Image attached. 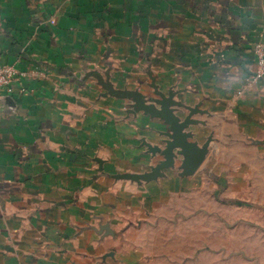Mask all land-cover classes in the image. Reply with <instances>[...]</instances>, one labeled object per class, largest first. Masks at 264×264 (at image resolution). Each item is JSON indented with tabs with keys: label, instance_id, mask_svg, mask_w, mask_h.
Segmentation results:
<instances>
[{
	"label": "crops",
	"instance_id": "crops-1",
	"mask_svg": "<svg viewBox=\"0 0 264 264\" xmlns=\"http://www.w3.org/2000/svg\"><path fill=\"white\" fill-rule=\"evenodd\" d=\"M261 46L264 0H0V264H159L261 199Z\"/></svg>",
	"mask_w": 264,
	"mask_h": 264
},
{
	"label": "rangeland",
	"instance_id": "rangeland-1",
	"mask_svg": "<svg viewBox=\"0 0 264 264\" xmlns=\"http://www.w3.org/2000/svg\"><path fill=\"white\" fill-rule=\"evenodd\" d=\"M245 190L247 197L226 200L224 219L210 220L208 234L197 227L193 235L165 245L171 251L159 264H264V195L255 198L257 189Z\"/></svg>",
	"mask_w": 264,
	"mask_h": 264
},
{
	"label": "built area",
	"instance_id": "built-area-1",
	"mask_svg": "<svg viewBox=\"0 0 264 264\" xmlns=\"http://www.w3.org/2000/svg\"><path fill=\"white\" fill-rule=\"evenodd\" d=\"M258 56V64L260 69L257 72V76L260 77L262 70L264 69V46L256 48ZM17 67L14 64H7L0 61V108L2 105L4 93L11 91V84L17 74Z\"/></svg>",
	"mask_w": 264,
	"mask_h": 264
}]
</instances>
